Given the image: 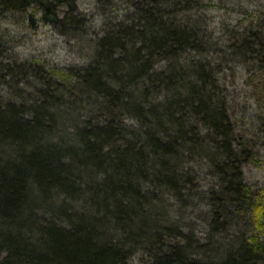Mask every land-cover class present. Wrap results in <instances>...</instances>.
<instances>
[{"label": "trees", "instance_id": "1", "mask_svg": "<svg viewBox=\"0 0 264 264\" xmlns=\"http://www.w3.org/2000/svg\"><path fill=\"white\" fill-rule=\"evenodd\" d=\"M76 1L0 0V13L73 35ZM126 6L82 67L0 63L13 93L0 96V264H132L141 249L147 264H264V187L244 177L264 166V13L219 45L203 0ZM230 63L246 69L256 134L234 123ZM164 195L204 203V241L164 217ZM225 234L227 247L214 242Z\"/></svg>", "mask_w": 264, "mask_h": 264}, {"label": "rangeland", "instance_id": "2", "mask_svg": "<svg viewBox=\"0 0 264 264\" xmlns=\"http://www.w3.org/2000/svg\"><path fill=\"white\" fill-rule=\"evenodd\" d=\"M209 8L203 9L208 20L212 23L213 37L222 45L231 32L244 27L247 19L251 18L252 11L264 13V0H203ZM126 0H77L76 15L83 18L85 26L73 35H62L59 29L47 26L39 21V14L29 12L8 11L0 13V63L22 65L36 62L46 69L64 70L79 68L87 64L92 51L93 43L107 30V24L115 23L120 19L126 8ZM67 11L65 6L60 7L63 15ZM32 14V19L28 18ZM210 29V30H211ZM222 83L228 91L229 105L233 108L234 123L237 130L248 134H256V113L258 106L252 98L249 86L246 83V69L237 63H230L224 68ZM7 81V80H6ZM8 84L12 85L10 80ZM14 90L22 91L25 95L30 90L27 85H13ZM12 86L0 84V96L3 102L12 99ZM244 177L253 190L258 192L264 187V166L260 168L246 166ZM202 185L208 186L213 181L205 169L200 171ZM200 184V181H199ZM165 206L162 213L170 222L191 226L194 239L204 241L208 236L206 206L196 199L190 206L184 207L180 202L164 195ZM63 198L57 200L59 203ZM76 208H80V201H70ZM188 228L184 229L187 233ZM220 238V237H219ZM215 238L227 247L231 237L222 235ZM212 245L211 249L217 248ZM149 253L146 249L138 250L132 256V264H147Z\"/></svg>", "mask_w": 264, "mask_h": 264}]
</instances>
